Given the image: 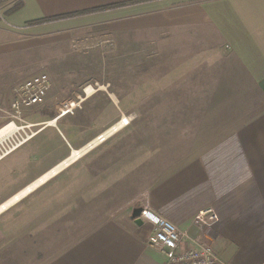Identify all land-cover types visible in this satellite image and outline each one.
Returning <instances> with one entry per match:
<instances>
[{
  "label": "crops",
  "instance_id": "crops-1",
  "mask_svg": "<svg viewBox=\"0 0 264 264\" xmlns=\"http://www.w3.org/2000/svg\"><path fill=\"white\" fill-rule=\"evenodd\" d=\"M19 4L20 9L6 17L8 32L14 35L42 39L56 35L55 40L63 43L99 26L107 34H142L167 42L184 37L185 49L156 50L157 56L173 57L171 65L166 61L173 69L169 79L155 87L149 84L150 91L166 90L164 95L156 93L155 103L183 108L174 127L162 132L175 140L162 143L150 164L162 173L132 207H148L174 224L185 235L183 248L198 240L194 248L209 247L225 264H264V0H20ZM142 89L135 87V104L147 97ZM97 92L91 89L86 98L79 96L81 104ZM119 95L120 101L126 98L122 90ZM63 117L54 119L56 125ZM60 149L35 177L17 184L12 178L15 164L0 161V206L75 150ZM82 157L0 213V226L6 223L7 233L22 226L37 238L42 257L36 264H164L160 249L148 244L150 224L136 226L128 211L97 220L100 212L89 209L94 199L84 204L89 205L87 213L86 208L80 210V203L88 200L79 191L85 175ZM49 185H54L53 194L46 190ZM50 197L53 206L46 203ZM52 207L55 225H45L41 218ZM202 210H212L218 222L201 231L192 220ZM49 228L57 233L56 239L39 242L41 232Z\"/></svg>",
  "mask_w": 264,
  "mask_h": 264
},
{
  "label": "rangeland",
  "instance_id": "rangeland-1",
  "mask_svg": "<svg viewBox=\"0 0 264 264\" xmlns=\"http://www.w3.org/2000/svg\"><path fill=\"white\" fill-rule=\"evenodd\" d=\"M19 2L0 0V109L6 110L15 87L33 76L47 75L50 88L45 102L24 109L21 121L15 123L24 140L33 134L36 136L2 159V165L15 164L12 169L15 183L22 179L26 182L35 177L61 147L69 153L71 148L81 149L122 118H127L129 124L126 127L80 159L85 175L80 179L83 183L79 191L80 196L87 195L88 199L80 203V210L86 208L87 213L89 205L84 204L96 200L94 205L90 201L89 209L100 212L97 220L127 211L131 215V209L137 208L132 207L135 199L162 173L150 164L156 158L155 154L159 155L157 152L162 143L168 141L170 145L169 140H175L174 136L162 132H169L167 130L174 127V118L183 108L177 104L155 103L158 100L156 93L164 95L165 89L151 90L153 94L150 95L149 84L155 87L169 79L168 71L173 69L166 62L173 61V57L157 56L156 50L185 49L186 40L182 35L167 42L142 34H107L99 26L88 27L87 31L63 43L55 40L56 35H47L43 39L14 35L8 32L6 17ZM135 87L143 88L146 93L142 104L134 103ZM85 88L98 90L93 95L96 97L65 115L55 127L47 126L59 116L58 109L68 100L84 97ZM121 90L126 98L120 101ZM10 122L0 111V129ZM53 186L49 185L46 190L52 189L50 193L53 194ZM46 203L53 206V198L47 199ZM53 209L47 208L49 215L41 218L45 225H55ZM84 218L90 219L79 217L80 220ZM52 229L43 230L39 242L55 240L57 233L50 231ZM13 231L7 233L6 223L0 226V264H36L41 260L37 238H31V232L24 231L22 226L19 231Z\"/></svg>",
  "mask_w": 264,
  "mask_h": 264
},
{
  "label": "built area",
  "instance_id": "built-area-1",
  "mask_svg": "<svg viewBox=\"0 0 264 264\" xmlns=\"http://www.w3.org/2000/svg\"><path fill=\"white\" fill-rule=\"evenodd\" d=\"M49 88L50 82L47 75L33 76L23 84L15 87L13 99L8 108L6 110L0 109V111L3 113L4 118L11 121L10 124L15 125V123L21 121V114L24 109L41 106L45 102ZM89 90L91 92L90 88L83 90L84 98L90 94ZM82 100L79 96L75 100H68L63 108L58 109V117L65 116L78 109ZM27 139L24 140L17 131L7 141L0 144V161L26 143ZM96 139L100 141V144L104 142L100 136ZM140 208L142 212L139 218L143 224L147 223L153 227V233L148 244L160 249L165 258L164 264H225L209 247L202 245L201 248H194L198 240L187 244L183 248L184 233L171 222L156 215L148 207ZM217 222L218 217L212 210H202L192 220V224L201 231L212 228Z\"/></svg>",
  "mask_w": 264,
  "mask_h": 264
},
{
  "label": "bare ground",
  "instance_id": "bare-ground-1",
  "mask_svg": "<svg viewBox=\"0 0 264 264\" xmlns=\"http://www.w3.org/2000/svg\"><path fill=\"white\" fill-rule=\"evenodd\" d=\"M89 92H90V90H89ZM56 122H57V120H51L47 123V126L54 127L56 125ZM128 124L129 123H128L127 118H122L117 124L113 125L112 127H110L108 130H106L104 133H102L99 136H100V138H102L105 141L106 138H108V137L112 136L113 134H115L116 132L122 130ZM19 130L20 129L17 128L13 124L5 125L4 127H2L0 129V144L7 141L12 135H14ZM34 136H36V134H33L27 140L33 138ZM98 144H100V141H98V139H93L92 141H90L89 144H87L85 147L81 148L80 150H73L72 154L65 161H63L57 167L51 169L49 172H47L46 174L41 176L35 182H33L32 184H30L29 186L24 188L21 192L16 194L11 200H9L5 204L1 205L0 206V213L5 211L9 206L14 204L18 200L22 199L24 196L31 193L33 190H35L36 188H38L42 184H44L48 179L55 176L61 169L65 168L66 166L70 165L74 161L78 160L80 157L87 154V152L90 149L95 148L96 146H98Z\"/></svg>",
  "mask_w": 264,
  "mask_h": 264
},
{
  "label": "water",
  "instance_id": "water-1",
  "mask_svg": "<svg viewBox=\"0 0 264 264\" xmlns=\"http://www.w3.org/2000/svg\"><path fill=\"white\" fill-rule=\"evenodd\" d=\"M141 212H142V209H141L140 207L134 208V209L132 210V212H131L130 220H132L133 223H134L136 226H142V225H143L142 220L139 218Z\"/></svg>",
  "mask_w": 264,
  "mask_h": 264
},
{
  "label": "trees",
  "instance_id": "trees-1",
  "mask_svg": "<svg viewBox=\"0 0 264 264\" xmlns=\"http://www.w3.org/2000/svg\"><path fill=\"white\" fill-rule=\"evenodd\" d=\"M20 7H21V4H18L16 7H14L12 10H10L9 13H13V12L19 10ZM106 9H107V8H106ZM102 10H105V8H102V9H96V10H93V11H91V12H89V13H94V12H98V11H102ZM9 13H8V14H9ZM85 13H88V12H85ZM82 14H84V13H82ZM61 19H62V18H61Z\"/></svg>",
  "mask_w": 264,
  "mask_h": 264
}]
</instances>
